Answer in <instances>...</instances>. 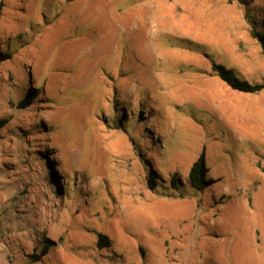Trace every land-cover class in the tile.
<instances>
[{
    "label": "rangeland",
    "instance_id": "374dc122",
    "mask_svg": "<svg viewBox=\"0 0 264 264\" xmlns=\"http://www.w3.org/2000/svg\"><path fill=\"white\" fill-rule=\"evenodd\" d=\"M244 1L264 31V0ZM244 13L0 0V264H264V90L211 69L264 80ZM203 149L213 183L197 191L186 178Z\"/></svg>",
    "mask_w": 264,
    "mask_h": 264
},
{
    "label": "trees",
    "instance_id": "16d2710c",
    "mask_svg": "<svg viewBox=\"0 0 264 264\" xmlns=\"http://www.w3.org/2000/svg\"><path fill=\"white\" fill-rule=\"evenodd\" d=\"M241 4H243L245 13L244 17L247 23L250 26V35L253 39H255L261 50V55L264 58V31H261L259 28V23L257 19L252 15L248 5L245 3L244 0H238ZM264 24V21H263ZM10 58V53L7 51H2L0 49V62ZM212 71L221 79L223 80L230 88L233 90H237L240 92L245 93H257L264 90V80L261 82H248L247 80L240 79L237 74L235 73L234 69L227 68L222 64L212 62L211 64ZM34 95H27L18 103L20 107L30 104V100ZM6 124L5 119H0V128ZM208 167L205 161V153L204 149L200 152L199 156L196 160L191 164L188 174H187V182L189 186L197 191H203L206 187L213 183V180L208 177ZM147 184L151 189L156 187V181L152 174H149L147 177ZM179 184L178 177L174 174L170 177V185L172 188H177ZM47 241V240H46ZM110 240L108 237L102 233L97 235L96 245L98 247L108 246ZM48 243V241H47ZM48 244L44 245L43 248L40 250V254H33V258L35 260H39L41 255L47 253Z\"/></svg>",
    "mask_w": 264,
    "mask_h": 264
},
{
    "label": "bare ground",
    "instance_id": "6f19581e",
    "mask_svg": "<svg viewBox=\"0 0 264 264\" xmlns=\"http://www.w3.org/2000/svg\"><path fill=\"white\" fill-rule=\"evenodd\" d=\"M99 11H100V10H99ZM89 22H93V23H94V21H89ZM118 23H119V22H118ZM118 23H117V24H118ZM94 24H95V23H94ZM122 26H123V25H122ZM152 26H153V25H152ZM114 27H115V26H114ZM120 27H121V26H120ZM153 27H154V26H153ZM152 36H153V34H152Z\"/></svg>",
    "mask_w": 264,
    "mask_h": 264
}]
</instances>
